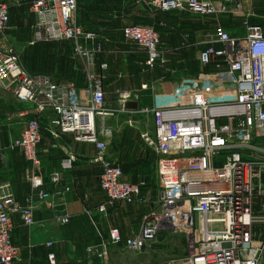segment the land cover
Instances as JSON below:
<instances>
[{"label":"built area","instance_id":"1","mask_svg":"<svg viewBox=\"0 0 264 264\" xmlns=\"http://www.w3.org/2000/svg\"><path fill=\"white\" fill-rule=\"evenodd\" d=\"M27 1L35 16L31 44L71 40L80 58L95 63L104 51L103 38L78 22V0ZM142 1L154 13L189 12L216 20L231 14L241 18L245 34L232 36L221 25L208 29L214 35L199 61L215 70L183 77L168 104L146 109L154 115V131L142 138L159 157L157 207L143 215L136 234L124 237L119 227H111L108 244L140 253L165 230L184 233L197 246L183 264H264V239L257 244L253 238L254 226L264 222V215L254 211L255 199L264 191V24L252 21L256 12L243 0ZM10 21L9 6L0 3V88L28 105L20 112L26 125L11 147L31 163L29 179L33 189H39V199L53 197L40 189L44 180L39 145L47 129L56 138L71 133L77 141L95 144L105 194L98 211L107 213L118 202L144 201L145 182L127 181L122 166L107 156L108 121L118 109L108 105L103 74L88 69L87 85L77 88L48 73L30 72L9 39ZM122 33L126 42L145 50L148 69L159 64L161 35L154 26L129 24ZM130 96L119 94L123 102ZM51 179L58 182L60 174L52 173ZM34 208L33 197L23 205L11 184L0 181V264H31L22 261L21 248L12 239V216L18 214L32 226ZM108 244L99 254L103 258ZM48 260L59 264L54 252Z\"/></svg>","mask_w":264,"mask_h":264},{"label":"crops","instance_id":"2","mask_svg":"<svg viewBox=\"0 0 264 264\" xmlns=\"http://www.w3.org/2000/svg\"><path fill=\"white\" fill-rule=\"evenodd\" d=\"M243 1L248 7L255 6L264 13V0ZM123 2H127L125 7L129 11L137 8L133 0ZM187 13H147L161 32L163 57L154 69L146 66L145 50L126 42L120 33L102 37L104 51L97 55L94 64L83 60L85 65L80 68V78L75 74L68 75L67 83L84 88L88 69L103 74L108 105L118 109L117 116L108 121L107 156L122 166L127 181L145 182L142 202H118L107 213L98 211L105 194L100 184L102 168L96 161L95 144L77 141L71 133H61L56 138L47 129L39 145V172L44 180L40 189L50 192L53 197L40 200L39 189H33L29 179L31 163L19 149L11 147V142L21 135L26 125V118L20 112L28 105L0 88V181L11 184L21 204L26 205L29 197L35 199V224L26 225L18 214L12 216V239L21 248L23 262L48 264V254L54 252L59 264H183L184 258L196 252L197 246L184 233L165 230L140 253L132 252L122 244H108L111 227H119L124 237L136 234L143 215L157 207L153 198L160 183L159 157L142 138L144 132L154 131V115L146 109L168 104L181 79L192 76H177L175 70L180 65L189 68L192 53L198 52L199 61L200 51L214 35L208 34V29L214 30L221 25L232 36L245 34L239 17L231 14L200 22L184 15ZM30 15L20 12L13 17L8 31L12 43L19 35L34 28L35 16L31 12ZM252 21L264 24L256 16ZM103 63L107 65L105 69ZM204 68L205 72L215 70L213 66ZM144 84H147L145 88L142 87ZM121 92H130L131 96L123 102L119 98ZM45 124L48 127L47 120ZM52 173L60 174L58 182L51 179ZM49 201L52 206L47 205ZM254 211L264 215V191L257 195ZM65 216L69 218L68 223L62 222ZM253 238L257 244L263 241L264 222L254 226ZM50 241L53 242L51 247L47 245ZM105 244H108L107 256L103 258L99 254Z\"/></svg>","mask_w":264,"mask_h":264},{"label":"rangeland","instance_id":"3","mask_svg":"<svg viewBox=\"0 0 264 264\" xmlns=\"http://www.w3.org/2000/svg\"><path fill=\"white\" fill-rule=\"evenodd\" d=\"M133 1L136 2L137 8L129 11V8L125 7L127 2L124 3L123 0H78V20L85 28L96 31L102 37L109 36V34H122L124 26L133 24L132 22L152 25L158 30L156 23L152 22L153 20L147 14L151 11L147 4L142 0ZM0 3L9 6L11 21L20 12L31 16L27 0H0ZM252 8L256 12V17L264 21L263 10L255 6H252ZM184 15L188 16L191 20L200 22L212 19L199 17L189 12ZM102 16L106 18L102 19ZM238 22L242 24L240 17L238 18ZM33 36L34 28L30 29L29 32L19 35L13 41L16 50L21 56V62L24 67L32 73H48L59 82H68V75L72 74L77 75L79 78L81 77L80 68L85 63L76 54L74 42L71 40H50L31 44ZM191 55L193 59L189 64L190 67L187 68L180 65V68L175 70V75L196 76L199 71L205 70L197 59L198 52ZM155 199L153 198V201Z\"/></svg>","mask_w":264,"mask_h":264},{"label":"trees","instance_id":"4","mask_svg":"<svg viewBox=\"0 0 264 264\" xmlns=\"http://www.w3.org/2000/svg\"><path fill=\"white\" fill-rule=\"evenodd\" d=\"M133 24L148 25V24H144V23H137V22H136V23L134 22ZM150 26H152V25H150Z\"/></svg>","mask_w":264,"mask_h":264}]
</instances>
